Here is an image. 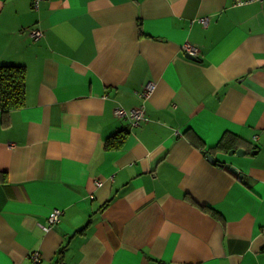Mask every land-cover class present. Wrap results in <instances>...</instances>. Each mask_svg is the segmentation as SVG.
Wrapping results in <instances>:
<instances>
[{
    "label": "crops",
    "instance_id": "crops-1",
    "mask_svg": "<svg viewBox=\"0 0 264 264\" xmlns=\"http://www.w3.org/2000/svg\"><path fill=\"white\" fill-rule=\"evenodd\" d=\"M240 1L0 0V64L25 67L0 264H264V4ZM149 81L147 119L116 116Z\"/></svg>",
    "mask_w": 264,
    "mask_h": 264
},
{
    "label": "built area",
    "instance_id": "built-area-1",
    "mask_svg": "<svg viewBox=\"0 0 264 264\" xmlns=\"http://www.w3.org/2000/svg\"><path fill=\"white\" fill-rule=\"evenodd\" d=\"M42 0H32L33 7L37 8ZM251 0H241L240 2H248ZM262 4H264V0H258ZM200 22L203 25H207L208 23V17H201L199 18ZM31 35L34 38H39L43 35V31L39 28H34L31 32ZM182 49L191 56H196L198 54V48L188 42H185L182 44ZM155 87L154 82H146V84L140 89V91L137 92V95L139 96L141 100V104L137 105L136 107H133L131 109H126L121 106H117L114 109V114L118 117H125L130 119V122L133 126H138L142 122H144L146 117L144 102L147 100V98L152 93L153 89ZM99 184V182H97ZM62 213V209L60 208H54L51 210L47 216V221L45 224H42L41 227L43 230L48 231L53 226H55L59 220ZM29 264H49V263H43L41 255L38 251H33L29 255Z\"/></svg>",
    "mask_w": 264,
    "mask_h": 264
},
{
    "label": "trees",
    "instance_id": "trees-1",
    "mask_svg": "<svg viewBox=\"0 0 264 264\" xmlns=\"http://www.w3.org/2000/svg\"><path fill=\"white\" fill-rule=\"evenodd\" d=\"M25 67L0 64V110L6 112L19 108L24 103ZM62 248L59 249L61 257Z\"/></svg>",
    "mask_w": 264,
    "mask_h": 264
},
{
    "label": "water",
    "instance_id": "water-1",
    "mask_svg": "<svg viewBox=\"0 0 264 264\" xmlns=\"http://www.w3.org/2000/svg\"><path fill=\"white\" fill-rule=\"evenodd\" d=\"M187 57H189V58H193V56H191V55H189V54H187L186 55ZM234 150H231L230 152H233ZM236 153L237 154H243L244 153V150L243 149H237L236 150ZM208 159L210 160V161H214V158L210 155V154H208Z\"/></svg>",
    "mask_w": 264,
    "mask_h": 264
},
{
    "label": "bare ground",
    "instance_id": "bare-ground-1",
    "mask_svg": "<svg viewBox=\"0 0 264 264\" xmlns=\"http://www.w3.org/2000/svg\"><path fill=\"white\" fill-rule=\"evenodd\" d=\"M42 1H43V0H42ZM42 1H41V2H42ZM41 2H40V3H41ZM39 5H40V4H39ZM31 6L33 7V5H32V0H31ZM38 7H39V6H38ZM38 7H37V8H38ZM33 8H35V7H33ZM33 29H34V28H32V30H33ZM39 29H40V28H39ZM32 30L30 31V36H31L33 39H39V38H41V37L43 36V35H42V36L39 37V38H34V37L31 35ZM41 30H42V29H41ZM42 31H43V30H42ZM43 34H44V32H43ZM40 255H41V254H40Z\"/></svg>",
    "mask_w": 264,
    "mask_h": 264
}]
</instances>
